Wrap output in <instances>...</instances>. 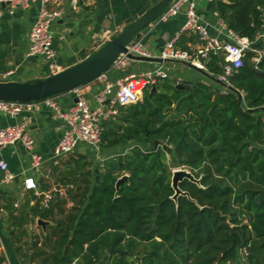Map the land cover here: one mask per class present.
I'll use <instances>...</instances> for the list:
<instances>
[{
    "label": "trees",
    "instance_id": "trees-1",
    "mask_svg": "<svg viewBox=\"0 0 264 264\" xmlns=\"http://www.w3.org/2000/svg\"><path fill=\"white\" fill-rule=\"evenodd\" d=\"M208 8L252 41L231 87L178 82L189 91L159 78L142 99L118 104L100 143L130 145L118 165L92 167L84 156L66 162L65 194L52 192L46 204L37 196L31 207L48 221L37 232L9 208L23 262L264 264V0H210ZM197 37L184 33L177 46L189 49ZM222 60L213 56L205 66L218 74ZM155 140L167 148L153 150ZM173 166L196 178L179 182L188 195L173 197Z\"/></svg>",
    "mask_w": 264,
    "mask_h": 264
},
{
    "label": "crops",
    "instance_id": "crops-1",
    "mask_svg": "<svg viewBox=\"0 0 264 264\" xmlns=\"http://www.w3.org/2000/svg\"><path fill=\"white\" fill-rule=\"evenodd\" d=\"M158 1L63 0L61 5L63 13L52 25L56 50V57L53 62L42 57L28 55L29 32L38 14V3L34 2L27 8L17 9L14 13H9L4 5H0V77L14 81H27L50 75L74 65L82 59L84 52L90 54L98 49L105 41L119 33L128 23ZM195 1L197 12L210 33L224 37V34L220 32V17L215 11L208 8L210 0ZM184 11L185 7L179 14L166 21H159L158 19L153 21L137 39L141 41L143 49L148 52L149 56L155 59L148 61L128 59L121 67L110 69L107 72L108 78L115 80L132 74L140 75L156 68L165 70V61H176L182 64L177 68V70L179 69L178 79L180 81L205 82L213 86V81L218 79L215 78L217 74L209 72L207 67L206 69L199 68L182 60H158L161 58V51L166 43L181 33L186 21ZM186 34L197 36L194 33ZM189 43L196 46L200 44V40L198 38L196 42ZM178 82L175 83L179 84ZM103 87L104 83L96 79L80 87L78 95L84 97L91 106H96L98 102L95 95ZM143 90L140 99H142ZM222 90L226 91L227 89ZM54 100L62 109L69 108L75 102L70 92L54 96ZM17 122H24L28 125L34 139V151L42 154L45 160L39 167H32L31 154L20 143L8 145L0 151V159L8 163L9 170L13 174V179L4 181V172L0 170V235L10 264H35L23 262L18 253V257L14 255L11 262L7 254V245L13 243L14 232L16 231V227L10 218L9 208H14V213L17 215L24 213L25 215L29 214L31 218H38L33 216L31 210V207L37 202V195L33 189L24 188V179L28 176L34 177L38 189L42 192L38 198L42 204H45L44 193L53 192L55 188L59 187L65 189L59 177L70 169L66 162L84 156L85 162L94 160L95 164L92 162V167L99 165L104 168L118 165L121 161L120 156H124L129 145L122 143L114 147H100L102 153L98 154L95 160V158L89 159V157L96 148L81 141L73 153L56 162L51 158V155L61 136L64 121L55 114L54 110L46 104H41L38 108L31 111L24 110L17 116L0 114V129ZM109 159L110 164L103 163L104 160ZM17 202L18 206H15ZM68 204L71 205L72 202L69 201ZM39 226L41 225L32 224L30 220L26 224L29 231L39 230ZM14 248L16 250V247ZM0 257L5 259L2 255ZM4 262L3 260L1 264Z\"/></svg>",
    "mask_w": 264,
    "mask_h": 264
},
{
    "label": "built area",
    "instance_id": "built-area-1",
    "mask_svg": "<svg viewBox=\"0 0 264 264\" xmlns=\"http://www.w3.org/2000/svg\"><path fill=\"white\" fill-rule=\"evenodd\" d=\"M62 1L0 0V5H4L9 13H14L20 8H27L34 2L38 3V14L29 32V56L42 57L51 62L55 60L56 50L52 25L63 13ZM184 7L186 21L183 29L175 39L166 43L160 57L164 60H182L203 69H206L205 63L211 57H220L223 59L221 62L222 71L217 74V78L219 81L231 85L229 78L243 66L246 51L252 49V41L229 29L216 11L215 13L220 17V32L224 34V37L211 34L197 12L195 0H173L158 20L166 21L170 17L179 14ZM184 33L197 34L200 44L194 46L189 43V49L178 47L177 41ZM129 51L149 56L148 52L143 49L140 40L132 42L129 46ZM128 59L130 58L127 54H122L113 67H121ZM258 60L259 58H255V61ZM52 66L54 67L55 65ZM160 77H168V73L161 68L115 80H110L107 72H105L97 78L104 83V87L95 95L98 102L96 106H91L84 97L78 95L77 89L78 100L67 109H62L56 103L54 97L30 102L0 99V114L5 113L10 116H17L22 111H31L38 108L41 104L50 106L55 114L64 121L61 136L51 155L52 159L59 162L66 155L73 153L81 141L92 145L94 148H99L104 131V122L118 114L117 105L137 102L141 98L143 88L147 85H154ZM139 85H142V87L138 88ZM225 88L228 89L227 86ZM261 116L264 124V109ZM17 143H20L31 154L32 167H39L45 160L42 154L34 151V139L28 125L24 122H17L0 129V151L8 145ZM0 170L4 172V181L13 179L8 163L3 159H0ZM24 188L33 189L37 196L42 194L32 176L24 179ZM53 192L64 195L65 189L61 187L55 188ZM44 197L47 203L52 198V192L44 193ZM15 206H18V202L15 203ZM0 255L5 258L3 264H10L1 235Z\"/></svg>",
    "mask_w": 264,
    "mask_h": 264
},
{
    "label": "water",
    "instance_id": "water-1",
    "mask_svg": "<svg viewBox=\"0 0 264 264\" xmlns=\"http://www.w3.org/2000/svg\"><path fill=\"white\" fill-rule=\"evenodd\" d=\"M172 1L173 0H159L140 16L128 23L119 33L105 41L98 49L90 54L84 52L82 59L74 65L56 71L50 75L27 81H14L0 77V99L30 102L40 101L62 93L70 92L74 97V101H77L78 96L76 90L96 80L101 74L112 69L115 62L122 54H127L130 59H136L138 61L155 59L151 56L132 53L129 51V46L141 36L143 30L147 26L160 17ZM161 59L162 58L158 60ZM255 69H257L256 66ZM221 83L224 86H227V88L231 87V85H227L223 82ZM177 87L189 91L192 89L191 86L185 84H177ZM153 89H155L154 86ZM189 98H193L192 92L189 93ZM160 145L167 148V145L162 144L159 140H155L153 150ZM122 159L123 156L121 155L120 160ZM127 177L128 175L122 176L117 182V187H119L121 182L126 180ZM184 178L197 181L188 169L173 170L172 186L176 191L173 196L174 198H176L179 194L188 195V192L181 190L179 187V182ZM26 217L32 224L37 223L38 225L45 227L48 223L47 220L41 218H31L29 217V214H26ZM114 250L118 249L109 247L107 248V253ZM119 251L122 253L128 252V250ZM105 256L106 253L103 254V257ZM97 264H102V260Z\"/></svg>",
    "mask_w": 264,
    "mask_h": 264
},
{
    "label": "rangeland",
    "instance_id": "rangeland-1",
    "mask_svg": "<svg viewBox=\"0 0 264 264\" xmlns=\"http://www.w3.org/2000/svg\"><path fill=\"white\" fill-rule=\"evenodd\" d=\"M164 63H165V71L169 74V77L167 79H162V82L176 84L175 82L180 81V79H178L179 69L177 70V68H179L180 66H182V64L180 62H176V61H174V62H169V61L166 62L165 61ZM215 78H217V77L215 76ZM213 83H214V85H213L214 88H218L220 90H222V89L225 88V86L222 83H219L217 80L213 81ZM141 87H142V85H139L138 86V88H141ZM260 114H262V111L260 112ZM100 147L99 148H96L94 150V153L92 155H90L91 157H89V159H92V158H95V160L97 159L98 154L100 155V153H102V150H101ZM129 147H130V145H129ZM92 162L95 164L94 160H92ZM103 163H105L106 165L110 164V159L107 160V161L104 160ZM172 169L173 170H177V169H186V168H184L182 166H173ZM37 231L38 230H34V232H37ZM14 247H15L14 246V243H12V242H11V244L8 243V245H7V248H8L7 249V254H8L9 260L11 262H12V259H13V256L14 255H16L18 257L17 252H16V250H15Z\"/></svg>",
    "mask_w": 264,
    "mask_h": 264
}]
</instances>
